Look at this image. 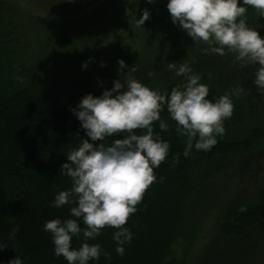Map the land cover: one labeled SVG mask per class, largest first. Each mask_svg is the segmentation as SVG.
<instances>
[{
	"label": "trees",
	"instance_id": "1",
	"mask_svg": "<svg viewBox=\"0 0 264 264\" xmlns=\"http://www.w3.org/2000/svg\"><path fill=\"white\" fill-rule=\"evenodd\" d=\"M6 1L0 0V243L7 248L0 251V264H7L16 255L23 264H68L62 256L54 255L51 236L43 229L48 220L69 218L68 205L57 209L49 203L58 191L71 188L70 178L59 170L67 162L66 153L78 147L82 137L87 138L69 108H75L87 94L100 96L112 87L71 89L54 81L52 71L31 64L34 58L19 51V40L11 39L12 34L6 32L12 24L10 15L15 13L14 9L4 7ZM16 12L21 14L23 10L19 7ZM13 44L15 50L10 48ZM197 74L201 76L200 83L209 88L207 99L220 97L208 85L209 76L204 72ZM184 82L183 78L167 81L152 89L163 94ZM161 118L168 123L169 130L161 132L159 122L154 123V130L170 143V150L154 169L157 180L146 190L137 205L139 210L125 225L132 230L133 239L124 246L125 254L117 255L112 239L115 229L104 228L100 236L86 242L99 243L111 259L102 254L92 264H183L174 257L173 247L180 240L191 239L188 224L195 214L215 205L209 190L212 176L242 165L234 162L250 156L264 141V129L258 127L246 133L238 131L240 138L236 139L230 130L240 124L241 118H230L224 122L225 134L217 137L218 143L210 151L193 149L186 158L183 152L187 138L176 133L175 122L166 108ZM134 131L143 134V130ZM124 135L108 137L105 143L110 145ZM242 206L246 211H240ZM214 227L219 238L226 241L247 240L264 229V199L234 200L220 212ZM83 242L81 235L79 239L73 238L72 246L79 248Z\"/></svg>",
	"mask_w": 264,
	"mask_h": 264
},
{
	"label": "clouds",
	"instance_id": "2",
	"mask_svg": "<svg viewBox=\"0 0 264 264\" xmlns=\"http://www.w3.org/2000/svg\"><path fill=\"white\" fill-rule=\"evenodd\" d=\"M247 6L264 18V0L167 2L172 23L195 43L208 45L205 52L220 56L231 53L240 67L256 66L253 84L264 95V37L247 25ZM149 18L150 13L145 10L137 23L141 26ZM118 63L117 71L122 74L128 66L123 60ZM87 67L88 62H84L82 68ZM168 68L185 81L170 92L162 94L129 77V73L136 71L134 65L122 76L123 82L122 78L117 79L100 96L87 94L75 108H69L87 138L82 137L78 147L66 153L67 162L59 170L70 178L71 188L58 191L49 203L57 209L68 205L69 218L48 220L43 229L51 236L54 255L62 256L68 264H92L102 254L110 260V254L104 253L99 243L86 242L100 236L106 227L115 229L112 239L117 255L125 254L124 246L133 239L132 230L125 225L139 210L137 205L146 190L157 180L154 169L169 154L170 143L154 130L155 122H159L161 132L169 130L168 123L161 118L165 108L175 122L176 133L187 138L183 152L186 158L193 149L210 151L218 143L217 137L225 134L224 122L234 111L233 97L240 98L245 89L236 86L210 100L208 86L200 83L201 76L187 62L168 63ZM136 129L143 130V134L137 135ZM119 133H125L123 138L114 139L110 145L105 143L108 137ZM240 211L246 208L242 206ZM81 235L85 242L74 248L73 238L79 239ZM6 248L0 243V251ZM7 264H23V260L16 255Z\"/></svg>",
	"mask_w": 264,
	"mask_h": 264
},
{
	"label": "rangeland",
	"instance_id": "3",
	"mask_svg": "<svg viewBox=\"0 0 264 264\" xmlns=\"http://www.w3.org/2000/svg\"><path fill=\"white\" fill-rule=\"evenodd\" d=\"M163 1L165 3L160 4ZM167 2L7 0L4 7L14 9L15 13L10 15L12 24L6 32L12 34L11 39L19 40V51L34 58L31 64L52 71L54 81L77 90L113 87V81L126 76L134 65L136 71L128 76L152 89L183 78L175 76L168 63L187 62L194 72L209 76L208 85L214 87L219 96L236 86L245 89L240 98L233 97L231 118H241L240 124L230 130L236 139L240 138L238 131L246 133L253 127L264 129V95L253 84L256 66L240 67L239 63H234L231 53L220 56L205 52L208 45L195 43L172 23ZM19 7L23 10L21 14L16 12ZM247 7V25L264 37V18L251 6ZM145 10L149 11L150 18L140 26L137 20ZM12 46L10 48L15 50L16 46ZM120 60L128 66L122 74L117 71ZM84 62H88L86 69L82 68ZM149 72L155 75L149 77ZM236 160L234 164L242 165L212 176L209 181L215 205L196 213L189 221L190 241L180 240L173 247L177 261L183 264H264V229L237 242L219 238L214 229L220 212L234 200L264 199V141L250 156ZM224 243L244 244L227 246Z\"/></svg>",
	"mask_w": 264,
	"mask_h": 264
}]
</instances>
